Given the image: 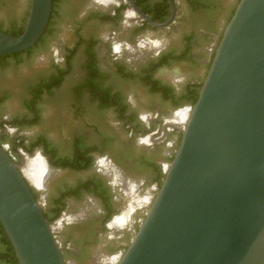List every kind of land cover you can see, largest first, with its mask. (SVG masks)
Returning <instances> with one entry per match:
<instances>
[{
	"label": "flooded vegetation",
	"instance_id": "1",
	"mask_svg": "<svg viewBox=\"0 0 264 264\" xmlns=\"http://www.w3.org/2000/svg\"><path fill=\"white\" fill-rule=\"evenodd\" d=\"M105 1L91 0L87 5L74 47H62L63 55L28 75L11 74L14 89L0 86V145L21 166L67 264H116L131 244L181 142L188 116L178 119L176 111L191 110L199 97L224 29L240 2L173 0L175 19L161 28L133 15L126 0ZM133 1L156 22L172 16L170 0ZM54 2L50 23L34 48L0 60V84H7V71L28 63L47 42L56 24ZM1 4L10 12V26L0 24V30H23L25 22H16L10 2ZM129 16L132 22L127 23ZM103 26L125 28L133 38L152 29L173 36L175 42L145 51L140 61L131 62L126 55L132 48L114 45L119 32L95 34ZM86 27L91 31L84 35ZM64 87L67 94L62 96ZM138 90L143 94L139 104ZM12 92L25 105V114L18 119L4 112ZM51 96L58 107L51 122L57 131L17 133L40 125L33 126L30 120L36 113L41 122L42 103ZM145 106L148 111L141 110ZM34 151L49 168L41 186L32 184L24 172L27 156ZM80 204L89 210L82 211ZM71 214L77 216L70 218ZM119 216L127 221L113 226ZM8 242L0 227V264H13Z\"/></svg>",
	"mask_w": 264,
	"mask_h": 264
},
{
	"label": "water",
	"instance_id": "2",
	"mask_svg": "<svg viewBox=\"0 0 264 264\" xmlns=\"http://www.w3.org/2000/svg\"><path fill=\"white\" fill-rule=\"evenodd\" d=\"M130 12L156 27L133 0ZM53 0H31L0 56L43 37ZM150 210L116 264H264V0H240ZM0 221L19 264H67L27 178L0 145Z\"/></svg>",
	"mask_w": 264,
	"mask_h": 264
},
{
	"label": "rangeland",
	"instance_id": "3",
	"mask_svg": "<svg viewBox=\"0 0 264 264\" xmlns=\"http://www.w3.org/2000/svg\"><path fill=\"white\" fill-rule=\"evenodd\" d=\"M1 1L5 3H9V7H11L12 13L15 16L16 22L19 24H24L29 9H30V3L31 0H0V24H4L6 26H10L9 24V13L6 9H1ZM107 1V0H106ZM61 4L58 3L56 6V21H55V27L54 30H52V34L49 36L47 42L44 45H41L34 53V55L30 58L28 63L23 64L20 66L17 70L10 69L6 72V80L7 84L1 83L0 86L4 88H11L14 89L16 86V82H11L9 80V77L11 74L14 75L16 72L21 77L28 75L31 71L34 69H39L42 66H47L50 62L53 61L54 58H59L60 53L63 55L62 47H74L76 44V41L78 40L77 36V26H79L81 23L84 22L86 17V7L88 4L91 3V0H80V2H77V0H61ZM129 21L127 23L132 22V17L129 16ZM127 29L124 28H114L112 26H103L100 29L96 31L97 36H104L110 31H117L119 36H117V40L114 42V45L120 46L123 45L128 48H132V51L129 52L126 55V58H128L131 62H138L140 61L139 58H141V55L143 52L148 51L150 49L154 48H161L160 46H166L168 44H173L175 42L174 37L168 36L164 34L163 32L159 31H153L152 29L146 30L143 33H140L138 37H128L124 31ZM91 29H88L87 27L83 29V34L90 33ZM78 46V45H77ZM134 48V50H133ZM65 50V49H64ZM33 69V70H32ZM181 73H187V71L183 70ZM77 74H75L76 76ZM6 85V86H5ZM15 86V87H14ZM15 92V91H14ZM14 92H12V98L9 100L5 106H4V112L7 114V116L11 119H18L19 116L22 114H25V105L22 106V103L19 100L18 95H16ZM17 93V92H16ZM138 97H137V103H141L143 99V94L140 90H138ZM62 96L67 94L66 87L62 88V91L60 92ZM56 98L50 97L45 98L42 103V120L39 122V116L37 117L38 121L36 123H33V126H37V124H40L36 128L27 127L24 129H20L17 133H33L36 134L40 131H46L49 133H52L53 131L56 132L52 122V119L57 117V111L58 107L55 106L54 101ZM149 107H141V110L148 111ZM184 109V108H181ZM60 111V109H59ZM179 110L176 111V113ZM33 117H36V113ZM33 120V119H32ZM34 122V121H32ZM31 122V123H32ZM38 154V151H34L32 154L27 156V163L35 158ZM28 164L24 168L25 174H27ZM29 177V176H28ZM30 178V177H29ZM31 181V179H29ZM32 184L33 181H31ZM36 185V184H34ZM79 208L82 211L89 210V206L80 204ZM77 214H71L69 215L70 218L76 217Z\"/></svg>",
	"mask_w": 264,
	"mask_h": 264
},
{
	"label": "bare ground",
	"instance_id": "4",
	"mask_svg": "<svg viewBox=\"0 0 264 264\" xmlns=\"http://www.w3.org/2000/svg\"><path fill=\"white\" fill-rule=\"evenodd\" d=\"M108 1H110V0H107V2ZM177 113H178V117H177V115H176V117L178 119L187 118L188 109H183L181 111H178ZM176 121H177V119H176ZM181 121H183V120H181ZM37 155L38 156L33 158L28 164L27 174H28V176L30 178L27 175L26 176L29 179H31V181H33L34 184H36L35 186H41L45 182V178H46V176L48 174L49 168H48V166H47V164L45 162V159H43L39 153ZM126 221H127V217L126 216H119L116 220H114L113 226H116V227L119 226L120 227Z\"/></svg>",
	"mask_w": 264,
	"mask_h": 264
},
{
	"label": "trees",
	"instance_id": "5",
	"mask_svg": "<svg viewBox=\"0 0 264 264\" xmlns=\"http://www.w3.org/2000/svg\"><path fill=\"white\" fill-rule=\"evenodd\" d=\"M59 1V0H55V4H58L57 2ZM57 6V5H56ZM29 13V12H28ZM27 17H28V15H27ZM26 21H27V18H26V20H25V24H26ZM24 30V29H23ZM23 30H21L20 32H17V33H8V34H11V35H15V36H17V35H20L22 32H23ZM34 48V47H33ZM32 50V49H31ZM15 56H19L20 55V53H18V54H14ZM6 57H8V56H1L0 57V60H3L4 58H6ZM36 96H38V94H36ZM197 100H198V98H197ZM197 100L194 102V104L197 102ZM30 107H32V106H30ZM39 116V114L37 115L36 114V117H34L33 118V120L31 119L30 121L32 122V121H34V122H32V123H36V121H38V119H37V117ZM0 227H1V229L3 230V233H4V235H5V239H6V241L8 242L9 241V239H8V237H7V235H6V232L4 231V229L2 228V224H0ZM9 243V242H8ZM10 248H11V252H12V259H10V263H13V264H19V262H18V260H17V257H16V255H15V253H14V249H13V247H12V245L10 244ZM3 256V255H2ZM1 255H0V257H2ZM8 259V258H7Z\"/></svg>",
	"mask_w": 264,
	"mask_h": 264
}]
</instances>
